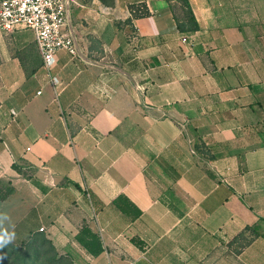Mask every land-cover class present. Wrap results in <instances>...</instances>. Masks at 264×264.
Returning a JSON list of instances; mask_svg holds the SVG:
<instances>
[{
	"label": "crops",
	"instance_id": "0c3cea01",
	"mask_svg": "<svg viewBox=\"0 0 264 264\" xmlns=\"http://www.w3.org/2000/svg\"><path fill=\"white\" fill-rule=\"evenodd\" d=\"M67 25L83 58L56 53V86L30 30L0 31L9 242L46 238L66 264H264V0H74Z\"/></svg>",
	"mask_w": 264,
	"mask_h": 264
},
{
	"label": "built area",
	"instance_id": "2783aa9c",
	"mask_svg": "<svg viewBox=\"0 0 264 264\" xmlns=\"http://www.w3.org/2000/svg\"><path fill=\"white\" fill-rule=\"evenodd\" d=\"M72 2L74 0H0V31L9 34L17 28H26L33 33L42 67L51 86L59 83L53 74L55 55L59 50L83 58L77 40L67 25ZM127 40L134 49L138 41L135 27Z\"/></svg>",
	"mask_w": 264,
	"mask_h": 264
},
{
	"label": "rangeland",
	"instance_id": "374dc122",
	"mask_svg": "<svg viewBox=\"0 0 264 264\" xmlns=\"http://www.w3.org/2000/svg\"><path fill=\"white\" fill-rule=\"evenodd\" d=\"M5 191H1L0 195H4ZM5 232L0 228V237H4ZM65 264L64 259H57L48 242L43 238H38L31 242L24 250L11 248L8 244L0 247V264Z\"/></svg>",
	"mask_w": 264,
	"mask_h": 264
},
{
	"label": "trees",
	"instance_id": "16d2710c",
	"mask_svg": "<svg viewBox=\"0 0 264 264\" xmlns=\"http://www.w3.org/2000/svg\"><path fill=\"white\" fill-rule=\"evenodd\" d=\"M1 191H5V194H4V195H0V201L3 200V199H5V198L9 195L11 190L9 189V187L0 184V192H1ZM4 232H5V230H4ZM88 233L90 234L91 242H84V241H82V236H81V235L78 236V239L81 240V243H82L83 245H86V243H88V245H89V249H88V250H89L91 253H93V254H97V253H99V251H100V249H101L100 246H99L98 243H97V242H98L97 237H96L94 234H92L91 231H88ZM5 236H6V232H5ZM38 238H39V237H35V238L31 239L29 242H25L24 244L19 245V246H17V245H13V244H11L10 242H8L7 244H8L11 248L18 249V250H24L25 248H27V247L29 246V244H30L31 242H34V241H35L36 239H38ZM43 240H44L45 242H48V243H49V245L51 246V248H52V250H53V252H54V255H55V257H57V259H64L62 256L58 255L57 252H55V250L53 249L51 243H50L46 238H43ZM134 242H136L137 244L140 243L138 240H134ZM90 245L93 246V248L90 247ZM87 248H88V246H87ZM90 248H91V249H90ZM64 260H65V259H64ZM23 264H25V263H23ZM30 264H33V262L30 263ZM34 264H37V261H36ZM39 264H41V263H39ZM65 264H66V263H65Z\"/></svg>",
	"mask_w": 264,
	"mask_h": 264
},
{
	"label": "clouds",
	"instance_id": "9594fccd",
	"mask_svg": "<svg viewBox=\"0 0 264 264\" xmlns=\"http://www.w3.org/2000/svg\"><path fill=\"white\" fill-rule=\"evenodd\" d=\"M12 239V237L10 235L4 236V237H0V247H3L5 244H7L10 240Z\"/></svg>",
	"mask_w": 264,
	"mask_h": 264
}]
</instances>
